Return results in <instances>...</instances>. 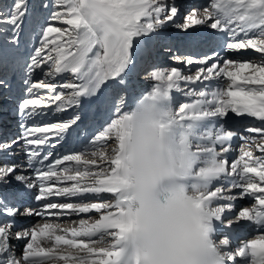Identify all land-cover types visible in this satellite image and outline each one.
Wrapping results in <instances>:
<instances>
[{"label": "snow or ice", "instance_id": "snow-or-ice-1", "mask_svg": "<svg viewBox=\"0 0 264 264\" xmlns=\"http://www.w3.org/2000/svg\"><path fill=\"white\" fill-rule=\"evenodd\" d=\"M0 5V96L14 101L21 129L0 152L26 156L24 164L0 165V264H118L117 241L128 226L117 161L105 157L123 144L134 105L153 93L193 137L192 149L213 154L219 178L204 198L229 264H264V0H206L187 10L177 0ZM169 27L184 39L164 52L184 69L147 70ZM142 71L154 83L122 110L127 97L116 88ZM96 110L110 122L77 143L75 128L94 122ZM244 198L251 206L227 215ZM242 222L260 234L230 250ZM13 242L22 245L19 255Z\"/></svg>", "mask_w": 264, "mask_h": 264}, {"label": "clouds", "instance_id": "clouds-1", "mask_svg": "<svg viewBox=\"0 0 264 264\" xmlns=\"http://www.w3.org/2000/svg\"><path fill=\"white\" fill-rule=\"evenodd\" d=\"M185 123L196 130L195 121ZM124 125L123 144L117 141L105 157L117 161L128 226L117 241L118 264H229L204 198L219 178L212 152L192 149L193 137L182 134L155 93L134 105Z\"/></svg>", "mask_w": 264, "mask_h": 264}, {"label": "bare ground", "instance_id": "bare-ground-1", "mask_svg": "<svg viewBox=\"0 0 264 264\" xmlns=\"http://www.w3.org/2000/svg\"><path fill=\"white\" fill-rule=\"evenodd\" d=\"M177 2L180 3V1H178V0H177ZM205 3H206V0H189V3H187L185 5V10L190 9L192 6H199V5L205 4ZM171 31H172V29L169 27L165 31H162L158 35V37L161 39L170 37V38H168V40H169L168 43L171 42L172 40H175L174 41L175 45L177 47H180L181 42L184 39L183 36L177 35L175 33H174V35L173 34L171 35V34H169ZM172 33H173V31H172ZM175 38H177V39H175ZM181 51L183 52V51H185V49L181 48ZM233 58H236V57H233ZM176 65H177L176 67L181 68L182 70L184 69L183 65H179V64H176ZM141 73H142V76H140ZM135 77H137L139 80L136 83L134 82ZM153 83H154L153 81L145 79V75H144L143 71L140 72L139 74H137L136 76H135V74L130 75L128 77V82L126 85L118 86L116 88L117 91L122 92L127 97V102H126L125 108H123L122 110H126L127 108H130L131 106H133L137 97L142 95L143 93L149 91L151 88V85ZM20 86H21V81H20V76L18 74L15 78V83H14V88L16 90L15 94L17 96L20 95V91H19ZM174 95H176L177 100L180 102H183L185 99L184 97L180 96L179 94H174ZM14 108H15L14 101H12L10 99H5L4 97L0 96V142L10 141L11 139H15L16 137H18L20 135L21 129L19 127V115H18V112L14 111ZM109 115L110 114H103L99 110H96L97 119L100 120V123H102V124L103 123L105 124L106 122H110L107 119V117ZM66 118H69V113L60 114L56 117H53L52 121H50V122H55L57 120H62V119H66ZM5 123H8V124H5ZM104 124H103V126H104ZM228 126L233 127L234 125H228ZM99 129L100 128H99L96 121L92 122L91 124H87V123L81 124V126L79 128H75L74 137L76 138V142L79 143V141L81 139L87 138V136L94 134V132L98 131ZM59 151L63 152V148H60ZM25 160H26V156L23 153L19 152L18 150L14 156H9L7 152H0V165L5 164V163L24 164ZM16 190H19V189L18 188L17 189H9L8 191H16ZM233 191L236 192L237 190H233ZM30 199L31 198L29 197V198L23 200V203L24 204L32 203V201ZM238 200H242V199H238ZM243 200H247V198H244ZM233 203H234V205H236L237 202L235 201ZM233 213H235V210H233ZM231 214L232 213H229L227 215H231ZM29 222H31V220H29L28 222H25V223L28 224ZM242 223L245 224V227L242 228L239 232H242L243 236L239 237V239H235V236H237L239 233L238 232L237 234H234L233 237H231L233 242H232V246H231L230 250H234V248L239 245L241 240L254 238L255 235L260 234L259 230L256 228L255 225L248 224L247 222H242ZM13 243H16L17 246L15 248V251H16L17 255H19L21 252V249H22V245H20L18 242H13Z\"/></svg>", "mask_w": 264, "mask_h": 264}, {"label": "rangeland", "instance_id": "rangeland-1", "mask_svg": "<svg viewBox=\"0 0 264 264\" xmlns=\"http://www.w3.org/2000/svg\"><path fill=\"white\" fill-rule=\"evenodd\" d=\"M7 1H9V3L11 2V0H3V3H7ZM178 1H180V3L184 5V7L187 3H189V0H178ZM0 7H2V5H0ZM172 31H173V33H172ZM172 31L169 34L174 35V33H175L177 35H180V34H178V32L176 30L172 29ZM168 38H170V37H168ZM168 38L161 39V38L157 37V40L159 41V43L157 44V53H156L155 57L153 58L152 63L149 65L147 70H150L151 67H153V66H177L175 64V62H173L169 59L171 53L164 52L165 47H169V46H173V45L175 46V42H174L175 40H172L171 42L168 43V41H169ZM175 39H177V38H175ZM140 76H142V73L140 74ZM97 120L98 119L96 118L95 121L97 122L99 128H102L104 123L102 124V123H100V120H98V121ZM5 124H8V123H5ZM236 202H237L236 205H234L235 213H232L231 215H235L242 207L251 206V204L253 203V201H251L250 199L248 200V198H247V200L242 199V200H237ZM231 215H229V216H231ZM26 222H28V221H26ZM29 223L31 224L32 221Z\"/></svg>", "mask_w": 264, "mask_h": 264}]
</instances>
